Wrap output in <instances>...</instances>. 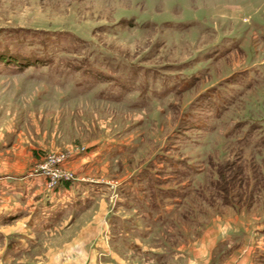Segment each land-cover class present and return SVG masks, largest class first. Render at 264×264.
<instances>
[{
    "label": "rangeland",
    "instance_id": "374dc122",
    "mask_svg": "<svg viewBox=\"0 0 264 264\" xmlns=\"http://www.w3.org/2000/svg\"><path fill=\"white\" fill-rule=\"evenodd\" d=\"M0 48V177L90 193L0 264H264V0H0Z\"/></svg>",
    "mask_w": 264,
    "mask_h": 264
},
{
    "label": "crops",
    "instance_id": "0c3cea01",
    "mask_svg": "<svg viewBox=\"0 0 264 264\" xmlns=\"http://www.w3.org/2000/svg\"><path fill=\"white\" fill-rule=\"evenodd\" d=\"M45 182L46 179L41 176L5 175L0 177V245L3 244L0 261L12 262L30 255L38 247L42 234L47 235L57 229L64 228V226L71 225L77 214L89 209L77 208L78 200L90 195L83 184L84 188L81 190L79 189L81 185L75 186V184L48 190ZM32 200L35 202L32 203ZM141 216L152 218L151 211L142 213ZM65 222L66 224H64ZM108 222L112 223L111 220ZM137 226L141 230L140 225ZM121 241V245L127 251H133L137 256L146 258L149 262L171 258L168 252H145L142 245L137 244L134 240L131 241L127 236H123ZM214 242L213 239H210L207 245L215 244ZM203 246V252L194 254L195 259L190 258L189 264H196V262L215 264V257L211 260L208 255L211 250L210 246L208 247L206 244ZM178 255L181 258L184 257L181 252ZM80 261H82L81 257L70 259V263L67 264H80ZM232 261L233 259H229L226 264H231ZM117 264L126 263L117 262Z\"/></svg>",
    "mask_w": 264,
    "mask_h": 264
},
{
    "label": "built area",
    "instance_id": "2783aa9c",
    "mask_svg": "<svg viewBox=\"0 0 264 264\" xmlns=\"http://www.w3.org/2000/svg\"><path fill=\"white\" fill-rule=\"evenodd\" d=\"M84 151V150H83ZM66 157H61L58 163L53 166H44L38 170L35 176H43L47 179V186L49 189H55L60 187L63 183H69L74 180V177L70 173H66L60 170H54V168H62V165L66 161Z\"/></svg>",
    "mask_w": 264,
    "mask_h": 264
},
{
    "label": "trees",
    "instance_id": "16d2710c",
    "mask_svg": "<svg viewBox=\"0 0 264 264\" xmlns=\"http://www.w3.org/2000/svg\"><path fill=\"white\" fill-rule=\"evenodd\" d=\"M27 58H29V56L21 54V53H15L13 51H8L7 49L1 50L0 48V62L7 64V65H27V63L29 65H31V60H28ZM31 59V58H29ZM219 113V109L217 112V115ZM70 183H65L64 186H69Z\"/></svg>",
    "mask_w": 264,
    "mask_h": 264
}]
</instances>
